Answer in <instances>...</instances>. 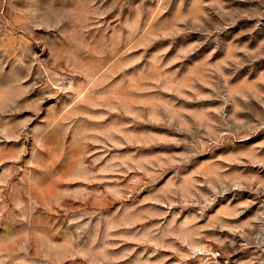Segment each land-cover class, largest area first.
I'll list each match as a JSON object with an SVG mask.
<instances>
[{
	"label": "rangeland",
	"instance_id": "rangeland-1",
	"mask_svg": "<svg viewBox=\"0 0 264 264\" xmlns=\"http://www.w3.org/2000/svg\"><path fill=\"white\" fill-rule=\"evenodd\" d=\"M0 264H264V0H0Z\"/></svg>",
	"mask_w": 264,
	"mask_h": 264
}]
</instances>
